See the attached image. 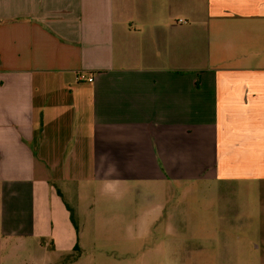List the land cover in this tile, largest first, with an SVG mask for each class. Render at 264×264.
Instances as JSON below:
<instances>
[{"label": "crops", "instance_id": "crops-1", "mask_svg": "<svg viewBox=\"0 0 264 264\" xmlns=\"http://www.w3.org/2000/svg\"><path fill=\"white\" fill-rule=\"evenodd\" d=\"M94 181L117 213L80 190ZM143 181L146 213L127 190ZM228 182L264 185V0H0V264H110L70 209L164 234L142 250L159 263L264 264V241L174 238L240 228L237 202L213 201L239 199Z\"/></svg>", "mask_w": 264, "mask_h": 264}, {"label": "rangeland", "instance_id": "rangeland-1", "mask_svg": "<svg viewBox=\"0 0 264 264\" xmlns=\"http://www.w3.org/2000/svg\"><path fill=\"white\" fill-rule=\"evenodd\" d=\"M228 185L239 187L238 190L241 191L239 195V199L231 200L230 198H226V196H223V198H218L217 200H213V201L215 202L218 201L220 203V207H222L224 210L230 208L233 202H237L236 206L237 209L240 210V213L238 214L233 213L232 217L240 221L239 222L240 228L238 230H231V231L230 230L227 231L226 229L222 230L223 234L220 231H191V230L187 231L177 228L174 231L175 232L174 238L176 239L177 242H179V244H181V242H185L186 240L193 241L194 239L198 240L204 238L205 243L210 245L211 242H213V240L215 239V237L219 239L221 235L225 236V234H228V236L231 235L233 237H238L241 248L244 245L252 242H255L256 244L263 243L264 235L263 233H259L257 230L258 226L260 224H263L262 215L256 213L253 216V219L247 218L244 215L249 216L247 211H249V209L252 208L260 210L261 212V209L264 206L263 205L264 199L260 198L261 195L260 192L264 189V185L259 183L228 182V183H223L224 193L226 192L225 187H227ZM153 187L154 184L151 183L150 181L128 183L127 184L128 192L133 191L135 193V198L132 200L133 204L131 206V209L141 210V212L144 213L150 211L152 207L151 203L153 202L152 201ZM109 189L117 191V188L114 187H110ZM80 190L81 191L86 190L89 192L91 191L93 193V195L95 196L93 203H95L96 212L97 211L99 212L101 209H103V207H110V209L115 210V212L117 213V210L123 207L122 201L115 200L112 196L110 198L103 199L102 193L105 191V189L102 188L100 182L98 183L97 181H94L90 184L82 183L80 185ZM174 195H175L174 196L175 200L178 202V205L181 208H187V207L198 208V202H199L198 198H194V196L191 195H185L182 185H178V184L175 185ZM87 218L88 217L85 215H80L78 219L77 218L75 219L78 230L76 231L79 232L80 228H83L85 235L90 237L92 244L91 246H89L88 249H91L90 253L94 255L95 258H99L100 256L101 257L106 256L105 254L109 253L111 256L110 258L112 259L110 264H169L165 262L159 263L151 257L152 256L151 252L148 255L145 251H142L144 249L146 250L149 249V247L144 245L153 244L156 240L163 238L165 236L164 234L158 235L157 232L151 230L147 232H140L139 230L129 232V231L116 229L114 228L113 224L110 225L111 229L103 231L95 227H92L91 225L89 226L85 224ZM91 218L94 219L93 226L96 225L99 220L97 214ZM229 219H230L229 215H224V221ZM88 228H90V231H87ZM262 250H263V246H260V251ZM241 251L244 250L242 249ZM127 253H131L134 256L129 257ZM206 255L207 257H205V259H207V262H176L173 264H220L213 261L212 252H209ZM115 257H123V258L116 259ZM243 259H245V256L243 257ZM93 264H104V263L97 259V261ZM238 264H259V263L239 262Z\"/></svg>", "mask_w": 264, "mask_h": 264}, {"label": "trees", "instance_id": "trees-1", "mask_svg": "<svg viewBox=\"0 0 264 264\" xmlns=\"http://www.w3.org/2000/svg\"><path fill=\"white\" fill-rule=\"evenodd\" d=\"M70 212H71V219H72V222H73V224H74V226L76 227V230H77L74 211L70 209ZM77 231H78V230H77ZM76 250H77V246H76Z\"/></svg>", "mask_w": 264, "mask_h": 264}]
</instances>
